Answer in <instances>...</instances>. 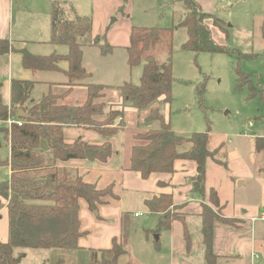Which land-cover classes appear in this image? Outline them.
<instances>
[{
  "label": "trees",
  "instance_id": "16d2710c",
  "mask_svg": "<svg viewBox=\"0 0 264 264\" xmlns=\"http://www.w3.org/2000/svg\"><path fill=\"white\" fill-rule=\"evenodd\" d=\"M172 1L179 2L184 8L175 27L132 25L128 45L118 49L124 53L128 68L142 64V73L138 84L125 80L117 86L121 107H116L107 100L110 86L85 82L91 73L82 65L81 51L83 46L95 47L101 56H108L116 47L107 41L105 35L92 36L91 15L79 16L73 5L66 0H51L48 9L49 42L64 44L68 50L65 54L48 55L22 51L21 64L23 68L35 72L62 73L66 79L65 89L60 93L48 91L34 100L30 97L34 83L13 79L10 106H0V135L9 143L8 164L11 169L9 179L0 182V197L5 200L8 214V238L0 242V264H20L25 252L14 254L15 248L78 249L77 241L85 234L80 229L79 200H85L88 208L96 211L97 206L105 202V197L112 196V191L111 187L97 189L84 181L67 166V162L79 159L106 163L114 153L109 138L123 127V106L143 110L157 100L168 105L171 103V53L176 29L184 31L185 39L180 44L184 51L195 55L199 52H236L225 44L216 43L212 38L205 23L207 18H212L215 25L225 33L224 37L228 38L219 18L203 12L194 0ZM122 10L123 5L119 11ZM261 34L264 39V19ZM8 51L7 40H0V53ZM238 55L248 57L244 53ZM62 61L67 63L65 69L59 65ZM235 74L238 87L250 83V77L239 69L235 70ZM75 86L84 88V99L80 103L68 100ZM196 91L201 106L204 83H200ZM20 107L27 114L26 117L18 116ZM13 115H16L21 125H7V118ZM144 119L147 123L157 125L133 134L129 170L138 172L146 179L152 173L173 174L176 160H190L196 165L195 175L189 178L191 191L201 194L205 187L206 160L209 158L218 163L214 158L215 152L208 148L210 127L204 132H193L186 137L174 132L169 119L157 108L151 109ZM67 126L92 131L105 140L100 144L81 143L79 139L66 142L64 128ZM42 143H45L46 150L42 148ZM182 144L188 147L180 151L178 148ZM254 149L257 153H264V136L254 139ZM224 162L221 166L226 168ZM258 170L264 176V165ZM164 185L165 182H158V186ZM210 194V203L218 207L216 189L211 188ZM145 205L150 214L158 216L156 230H153L155 233L169 230L174 221H183L184 213L179 211L181 205H175L169 193L154 195L145 200ZM200 207L204 259L206 264H216L218 256L212 251L213 222L219 220L224 224H235L227 217L214 213L206 205L200 204ZM185 234L188 240L186 230ZM127 238L128 231L124 225L120 242L114 240L110 249L91 250L89 264H131L120 262V257L127 253ZM63 261L59 257L53 264H62Z\"/></svg>",
  "mask_w": 264,
  "mask_h": 264
},
{
  "label": "rangeland",
  "instance_id": "374dc122",
  "mask_svg": "<svg viewBox=\"0 0 264 264\" xmlns=\"http://www.w3.org/2000/svg\"><path fill=\"white\" fill-rule=\"evenodd\" d=\"M194 1H197L203 12L219 18L221 27L228 33L226 39L225 33L215 25L213 19L207 18L205 23L211 31L213 40L218 44H225L236 52L231 54L199 52L195 55L190 51H184L180 48V44L185 39L184 31L176 29L171 53L173 77L171 103L168 105L157 100L143 110L123 106V127L109 138V141L113 143L115 154H125L134 143V133L157 125L147 123L144 119L154 108L159 109L164 117L169 119L173 131L182 136H190L193 132H204L210 127L208 148L215 152L214 158L220 164L209 158L206 160L205 187L202 193L198 194L199 204L206 205L214 213L225 217L235 210L234 204L236 206L242 203L244 207L239 213L246 217L243 227L237 229L238 234H235V230L229 229L228 226L233 227L230 224L224 225L228 227L226 233H224L225 228L215 231L219 233L214 235L216 249L222 247L220 250L233 255L220 259L218 264H248L249 260L251 264H264V220L257 223L256 228L248 214L250 211L255 212V217L264 214V176L258 170L264 165V153H257L254 149V139L264 136V39L261 34L264 0ZM75 3L80 12L84 11L87 5L86 0H75ZM41 4L42 0H14V9L18 8L21 12L26 8L25 14L35 16L40 27ZM126 5L127 8L128 5L130 7L127 11L128 19L136 26L175 27L184 13L183 6L172 0H127ZM121 22L120 15L113 13L107 23L112 25ZM42 51L44 52L40 54L48 53L45 48ZM238 53L248 54V57H239ZM120 54L118 51L113 57H102L103 60L116 57L112 66L121 73L119 78L116 76L114 80L118 83L111 85L107 90V100L116 107H121L117 86L123 82ZM124 58L123 56V60ZM236 69L248 75L251 79L250 83L238 87ZM126 73V80L138 84L142 64L132 67ZM200 83H204L201 106L196 91ZM41 92L40 85H35L32 95L38 98ZM118 121L119 118L114 123L117 124ZM187 147V144H182L178 150L183 151ZM223 161L226 162V168L221 166ZM211 187L219 192L218 207L210 203ZM245 209L246 212H243ZM227 218L233 224H238L237 218ZM157 221V215L146 213L131 222V244L129 242L128 248L131 259L135 253V263L170 264L168 241L170 233L165 230L159 233L153 232L156 230ZM187 227L190 236L189 253H176L175 248L176 258L173 264H178V260L189 264H205L199 223L192 221ZM174 231L176 232V229ZM146 235L149 238L150 250H143L144 244L142 247ZM155 235H159V239H155ZM259 240H263L258 244L260 248L263 244V249L253 251L255 241ZM175 243L177 246V240ZM18 251H24L26 256L21 259L20 264H40L52 254V251L47 249H16L15 254ZM120 259L126 261V257ZM84 261V258L78 255L74 263L85 264Z\"/></svg>",
  "mask_w": 264,
  "mask_h": 264
},
{
  "label": "crops",
  "instance_id": "0c3cea01",
  "mask_svg": "<svg viewBox=\"0 0 264 264\" xmlns=\"http://www.w3.org/2000/svg\"><path fill=\"white\" fill-rule=\"evenodd\" d=\"M66 1L73 5L79 16L91 15L92 36L105 35L107 41L112 46L116 47V50L108 56H101L98 49L95 47L83 46L81 48L82 65L91 73V76L85 82L103 84L106 86L117 84L118 81H114L115 77L118 76L119 78L121 73L119 72V69L116 70L115 66H112L114 65L116 57H114V59L107 58L106 60H103L102 57H113V55L120 51L118 50L119 48L125 47L129 43V34L132 24L128 19L129 15L127 14V11L130 7L129 5L128 8L126 7L127 0H88V3L86 0L87 5L86 8L84 7L85 9L82 12L78 9L75 0ZM50 2L51 0H42V4L40 5L39 27L37 19L34 18L35 16H27V14H25L26 8L20 12V9H14V0H0V40H7L9 45L8 52L0 53V106H10L11 81L13 79L32 81L34 83L33 89L35 85H40V90H42V92L38 98L33 97V89L31 91L30 97L34 100H38L48 91L60 93L65 89L64 82L66 79L62 73L45 71L35 72L23 68L21 64L22 51H27L35 55H48L51 53L65 54L68 50L67 46L64 44H53L49 42L50 19L48 9ZM122 5L123 10L120 12L119 9ZM15 10L16 12L14 13ZM118 11L120 13H118ZM86 12H89V14ZM113 13L119 14L122 18V22L120 24L108 25V18ZM43 48L48 50L46 51L48 52L47 54H40L44 52L42 51ZM120 53V55H122V80L124 81L127 77L126 72L129 71V69L125 68L127 64L125 58L123 60V56L125 57L124 53L122 51H120ZM59 65L64 69L67 67V63L64 61L60 62ZM109 79H111L112 82ZM84 94L85 92L82 86H75L71 91L68 100L70 102L80 103L84 99ZM20 109H22V107L18 109V113ZM13 116L16 117V115ZM64 139L66 142H72L79 139L81 143L88 142L92 144H100L105 140L103 137L92 131L83 130L73 126H67L64 128ZM111 145L113 149V143H111ZM42 148L46 150L47 147L45 143H42ZM130 148L122 155L113 153L104 164L79 159H73L67 162L68 167L79 174L84 181L93 184L97 189L111 187L112 196L105 197V202L99 204L96 211H91L88 208L86 201L80 199L78 217L80 220V229L84 231L85 234L77 241L78 249L75 251L50 249V251H52L50 258L43 259L40 264H53L59 257L64 260L62 264H75L74 262L76 261V257L78 255H81L84 258L85 264H89L88 260L91 250L110 249L114 240L120 242L122 239L124 225L128 231V240L126 245L127 253L121 256L122 259L126 257V261L120 259V262L145 264L144 262L135 263V253L132 256L133 259H131L128 248L129 242L131 244V222L134 218H139L146 213L153 215L149 213V210L145 205V200L162 193L171 194L174 204L182 205L181 208H179V211L184 213L183 221H174L171 228L169 230H165L170 233L168 239L170 264H173V262L175 263V248L177 250L176 253H189L188 249L190 247V236L187 225L189 226L192 221L198 222L199 232L201 233V218L199 216V212L201 210L199 204L200 202L198 200V194L191 191V185L189 182V178L194 176L196 172L195 163L190 160H176L174 162L173 174L152 173L148 178L143 179L138 172L129 170L128 168ZM9 152V143L0 135V182L7 181L10 177L11 169L8 164ZM232 179L235 180L234 177H232ZM159 181L165 182L166 185L158 186ZM217 193L218 197H220L218 191ZM222 204H224L223 201ZM233 207L235 210L231 211L229 216L225 215V217L238 219V224H235L233 227L228 226L230 230L233 229L235 230V234H238L239 230L237 229L243 227L242 224L245 222L246 218L244 215L239 213L244 206L242 203H239L236 204V206L234 204ZM243 212H246V209L245 211L243 210ZM135 213L138 215H135ZM248 214L250 216L249 219L252 220L251 222H254L256 228L257 223L264 220V218H260L262 214L258 217H255V212L250 211ZM256 218L260 220H257ZM255 219L257 221H255ZM224 225L225 224L219 220H215L213 222L212 247L214 254L218 256L216 264H218L220 259L231 255H228L225 251L220 250L222 247L217 250L215 246L214 235L219 234L215 233V231H220L225 228L224 233H226L228 227L227 225L226 227ZM174 229H176V232ZM185 230L188 234V240L186 239ZM149 231L151 230L149 229ZM7 238V208L5 200L0 197V242L6 241ZM176 240L178 248L175 243ZM260 241L261 240L258 242L255 241L253 251L263 249V244L261 248L258 246ZM261 242H263V240ZM143 244V250H150L148 235L143 238L142 247ZM16 249L20 248H15L14 251ZM18 252H16V254ZM235 257H237V255ZM49 261H51V263H47ZM204 263L206 264V262ZM178 264L189 263L178 260ZM248 264H251L250 260L248 261Z\"/></svg>",
  "mask_w": 264,
  "mask_h": 264
},
{
  "label": "built area",
  "instance_id": "2783aa9c",
  "mask_svg": "<svg viewBox=\"0 0 264 264\" xmlns=\"http://www.w3.org/2000/svg\"><path fill=\"white\" fill-rule=\"evenodd\" d=\"M6 123H7L8 126L11 125L12 123H16L17 125H21V122L19 121V119H17V118L14 117V116H9V117L7 118V120H6ZM135 215H138V214L135 213ZM260 218L263 219V218H264V214H262V215L260 216ZM254 257H256V255H255Z\"/></svg>",
  "mask_w": 264,
  "mask_h": 264
},
{
  "label": "water",
  "instance_id": "95a60500",
  "mask_svg": "<svg viewBox=\"0 0 264 264\" xmlns=\"http://www.w3.org/2000/svg\"><path fill=\"white\" fill-rule=\"evenodd\" d=\"M18 116L19 117H26L27 114H25L22 109L19 110V113H18ZM155 239H158V235H155Z\"/></svg>",
  "mask_w": 264,
  "mask_h": 264
}]
</instances>
